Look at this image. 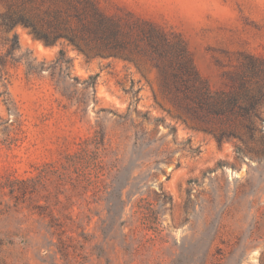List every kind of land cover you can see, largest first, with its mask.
<instances>
[{
    "label": "rangeland",
    "instance_id": "obj_1",
    "mask_svg": "<svg viewBox=\"0 0 264 264\" xmlns=\"http://www.w3.org/2000/svg\"><path fill=\"white\" fill-rule=\"evenodd\" d=\"M101 3L180 34L214 89L247 57L264 66V0ZM15 33L16 57L29 53L46 69L9 66L11 115L0 81V119L12 125L0 130V182L44 177L39 197L18 207L0 189V264H264V132L219 141L180 116L150 63L88 58L21 25L7 36ZM61 49L72 67L52 70ZM95 75L94 92L85 81ZM130 88L140 90L138 104ZM100 126L103 165L83 155V165L62 166ZM46 202L56 219L36 209Z\"/></svg>",
    "mask_w": 264,
    "mask_h": 264
},
{
    "label": "trees",
    "instance_id": "obj_2",
    "mask_svg": "<svg viewBox=\"0 0 264 264\" xmlns=\"http://www.w3.org/2000/svg\"><path fill=\"white\" fill-rule=\"evenodd\" d=\"M0 81L7 91L2 95L8 113L16 110L8 91V68L24 62L27 74L45 71V64H35L29 53L17 58L20 50L18 34L8 37L18 25L47 45L61 41L73 45L88 58H121L139 64L150 63L158 72L163 95L184 116L203 130L223 139L255 140L263 133L264 122V66L254 58L247 57L241 69L228 75L224 87L214 89L200 73L194 57L184 40L175 31L136 16L131 12L112 14L106 11L101 0H0ZM57 66L72 67V59L61 49L50 69ZM70 77V74H67ZM76 80V78L74 79ZM97 75L85 84L95 92ZM132 101L138 104L140 90L130 88ZM68 100L72 94L61 92ZM148 120L147 115H143ZM162 122V120H156ZM8 121L0 119V130L7 134ZM173 131L174 128H172ZM107 133L100 126L93 136L82 142L75 154H68L62 166H81L83 155L90 156L93 166H102L100 150L105 146ZM264 143V141H263ZM192 152L199 154L200 150ZM259 162H264V151L257 152ZM44 166H50L46 164ZM68 169V168H66ZM50 174L49 176H53ZM96 174L95 177H98ZM43 174L30 178H8L0 182L1 191L16 201V207L39 197ZM39 213L56 219V206L50 202L37 204Z\"/></svg>",
    "mask_w": 264,
    "mask_h": 264
}]
</instances>
